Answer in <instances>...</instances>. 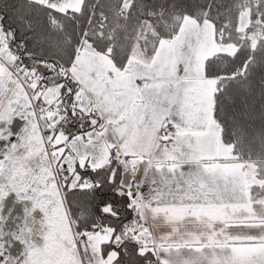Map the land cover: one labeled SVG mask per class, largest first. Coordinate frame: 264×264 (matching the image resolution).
<instances>
[{
  "label": "snow or ice",
  "instance_id": "6c2138e0",
  "mask_svg": "<svg viewBox=\"0 0 264 264\" xmlns=\"http://www.w3.org/2000/svg\"><path fill=\"white\" fill-rule=\"evenodd\" d=\"M257 69L264 0H0V264H264Z\"/></svg>",
  "mask_w": 264,
  "mask_h": 264
},
{
  "label": "trees",
  "instance_id": "16d2710c",
  "mask_svg": "<svg viewBox=\"0 0 264 264\" xmlns=\"http://www.w3.org/2000/svg\"><path fill=\"white\" fill-rule=\"evenodd\" d=\"M206 0H181V3L188 5L191 8H195L196 5L205 3ZM219 4H227L229 0H216ZM33 19V28L34 31L28 33L29 36L33 37V40L30 41V46L33 43H36V37L40 34H43L47 39H45L42 44H37V48L43 47L44 51L47 52H55V49L49 47V41H55L58 39L56 33H50L48 31L45 19L43 15L39 12V10H34L32 14ZM7 23V21H6ZM13 26H16L15 23ZM261 75V70L257 69L253 81L254 86L251 89L244 90V89H234L229 93L231 99L226 100V107L228 109V115L231 116L232 111L235 110L237 112H242L245 109L250 113L251 119L254 122V126L258 129L261 124V109L264 108V99L261 98L260 95V88L258 85L259 79ZM229 126L231 127V121H228ZM80 208H77L76 211L79 212L81 208L87 209L90 206L94 208L95 204L98 203L100 200L105 198L112 199L111 193L107 191L103 193L96 194L95 201H89L87 198V194H78Z\"/></svg>",
  "mask_w": 264,
  "mask_h": 264
},
{
  "label": "crops",
  "instance_id": "0c3cea01",
  "mask_svg": "<svg viewBox=\"0 0 264 264\" xmlns=\"http://www.w3.org/2000/svg\"><path fill=\"white\" fill-rule=\"evenodd\" d=\"M23 123H24L23 121H20L17 118L14 121V123H13V129L16 130V131H18L23 126ZM13 198H14V196L9 198V201H8L9 205L11 204ZM15 210H16L17 213L21 212L22 211L21 206L19 204H17Z\"/></svg>",
  "mask_w": 264,
  "mask_h": 264
}]
</instances>
